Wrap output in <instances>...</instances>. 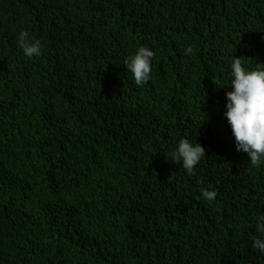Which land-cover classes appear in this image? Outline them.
<instances>
[{
	"label": "trees",
	"instance_id": "obj_1",
	"mask_svg": "<svg viewBox=\"0 0 264 264\" xmlns=\"http://www.w3.org/2000/svg\"><path fill=\"white\" fill-rule=\"evenodd\" d=\"M235 57L264 64V0H0V264H264V166L224 117ZM181 138L205 148L192 174Z\"/></svg>",
	"mask_w": 264,
	"mask_h": 264
},
{
	"label": "clouds",
	"instance_id": "obj_2",
	"mask_svg": "<svg viewBox=\"0 0 264 264\" xmlns=\"http://www.w3.org/2000/svg\"><path fill=\"white\" fill-rule=\"evenodd\" d=\"M18 45L28 58L41 55V42L27 31L18 34ZM192 52L191 46L185 49V55ZM154 55L149 47L140 46L125 58L124 66L132 74L136 86H144L150 81ZM230 68L231 90L226 92L225 123L231 128L236 151L246 154L251 166H264V64L257 62L250 69L243 66L241 58L235 57ZM204 157L205 148L200 143L181 138L170 160L192 174ZM216 195L215 191L203 193L208 200L215 199ZM251 239L252 248L264 254V215L257 219L255 235Z\"/></svg>",
	"mask_w": 264,
	"mask_h": 264
}]
</instances>
